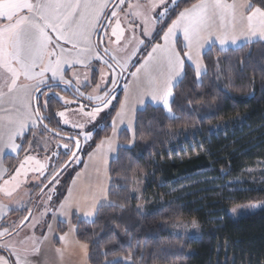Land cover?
<instances>
[{"label": "trees", "instance_id": "obj_1", "mask_svg": "<svg viewBox=\"0 0 264 264\" xmlns=\"http://www.w3.org/2000/svg\"><path fill=\"white\" fill-rule=\"evenodd\" d=\"M198 1L179 0L166 24L144 42L130 72L160 42L179 11ZM204 65L207 73L197 80L187 64L184 80L174 90L177 119L149 105L137 113L129 150L125 149L131 137L121 134L122 146L110 167L109 195L124 207H104L93 223L75 219L78 240L91 247L90 264H125V257L133 264H264V208L239 219L230 213L233 207L264 202V43L226 51L214 46L204 55ZM64 88H53L49 97L53 92L74 96ZM121 94L108 113L109 121ZM64 108L58 98L49 99L41 109L47 117L41 126L47 124L69 140L67 136L75 137L76 132L62 125L58 113ZM190 128L196 129L190 137L173 140L172 133ZM110 129L94 134L85 150L95 147ZM33 133L24 139L30 143ZM26 149L25 145L18 158L7 156L8 172L19 166ZM75 171L63 183L58 201ZM137 177L145 178L143 210L131 194ZM193 220L197 236L174 231V225ZM65 229L61 226L60 232Z\"/></svg>", "mask_w": 264, "mask_h": 264}, {"label": "snow or ice", "instance_id": "obj_2", "mask_svg": "<svg viewBox=\"0 0 264 264\" xmlns=\"http://www.w3.org/2000/svg\"><path fill=\"white\" fill-rule=\"evenodd\" d=\"M165 2L166 0H149L145 8V5L137 0L134 4H128V10L147 25L153 19L151 13ZM124 3L125 0H119L120 5ZM171 3L173 8H176L179 0H171ZM106 9H108V0H0V155L3 154L4 149H10L12 152L24 151L25 145L29 150L35 151L33 145L26 141L24 136L30 129H35L38 123H43L47 119L41 109L47 108L51 98H58L64 105L73 103L72 100L56 92H53L52 97H48V92L61 84L65 86L62 90L72 89L78 98L95 102L88 110H85L84 104H79L78 113L84 120L82 123L72 124L73 128L81 129L80 135L85 143L92 140L94 134L108 127L112 129L111 136L101 139L95 150L88 153L89 160L95 159L97 182L88 185L86 194L79 198H73L72 189H69L68 196L59 205L63 222L70 225L69 231L58 237L60 241L66 243L70 234L77 231L70 219V209L73 207L76 208L77 216L87 223H93L104 207H124L123 204H115L109 199L108 187L110 182L108 155L115 151L118 125L127 121L125 131L131 130L132 138L125 149L129 150L130 145L135 141L133 127L135 112L137 107L140 111H145L146 101L154 107L163 108L170 119L178 118L173 112V104L177 103L174 90L184 80L186 60L194 68L196 78L199 80L202 74L207 73L206 66L202 62V53L206 46L207 51H211L212 46H219L221 51L229 48L239 50L254 42L264 41V0H260L259 4L253 3V0H199L191 7L179 11L176 19L172 20L167 31L163 33V44H154L142 62H139L135 72L130 73L136 83L135 99L131 104L129 103L127 95L129 89L126 84L125 100L120 104L116 116L109 121L110 114L101 117V113L109 107L115 96L111 95L112 89L105 88L102 94L99 91L109 82L103 79L102 69H98L101 73V84L97 85L96 94L85 95L80 90L81 83H84L85 87L90 85L87 73L84 74L83 81L80 80V74L75 72H73L75 82L73 79L65 78V65L69 68L83 65L90 69L93 59L102 61L117 75H121L126 70L130 57L118 59L115 52L107 46L103 47V55L101 54V46L112 43L107 33V28L112 23L111 18L118 16V10H111L105 15ZM168 13L169 9L165 7L157 16L166 17ZM118 29H120V20L117 18L116 27L111 31V36L116 37L117 44L120 43L123 34L122 30L118 32ZM177 32L183 33L182 47L177 46L175 40ZM143 33L149 36L148 27L143 28ZM97 36L100 37L99 41L95 39ZM138 44L143 45L144 40H139ZM137 51H139L138 47L134 48L132 54ZM105 55L110 59L105 60ZM110 61H115V66ZM117 67L120 72L116 71ZM21 77L29 83L21 84ZM111 83L115 84V81ZM58 116L65 117V112H59ZM98 118L99 123H97ZM63 123L68 124V119L65 118ZM88 124H92L93 127L84 131ZM43 127L46 131L55 132V129H49L47 124ZM56 135L59 133L57 132ZM18 139L20 143L16 142ZM70 139L75 151H72L67 143L63 144V148L68 150L75 163H79L80 140L77 137ZM53 155L59 156L57 152ZM49 160L51 157L45 156V162L42 163L35 156L26 154L24 161L12 173L0 168V192L11 197L22 183L18 177L24 174L23 170L27 163L34 161L36 167L33 170L43 175ZM66 166L67 164L64 165ZM58 175L59 172L54 171L49 183H52ZM9 185L13 187L10 189ZM231 186L232 182H229L228 187ZM237 190L243 191V189ZM48 199L51 200L50 195ZM252 207H264V205H252ZM44 214H47V209ZM192 226H197L195 220L192 221ZM19 227L20 225L16 226ZM51 231L49 225L48 232ZM10 234L8 228L0 230V237ZM26 239L32 240L35 245L34 231ZM42 239L46 240L47 235L42 236ZM75 243L81 249H88V244L85 242L75 240ZM0 248L9 253L7 258L0 256V264H33L27 255L22 256L16 251L14 245L2 243ZM28 251L24 249L25 253ZM39 252V247L34 246L31 249L32 254ZM56 252L62 257L61 248H57ZM124 259L129 260L130 257Z\"/></svg>", "mask_w": 264, "mask_h": 264}, {"label": "crops", "instance_id": "obj_3", "mask_svg": "<svg viewBox=\"0 0 264 264\" xmlns=\"http://www.w3.org/2000/svg\"><path fill=\"white\" fill-rule=\"evenodd\" d=\"M126 2H127V0H125L124 5H120L119 0H108V9L105 10V15H108L111 10H118V16L111 18V20H112L111 26L107 28L108 37L112 41V43H110L112 46V51L115 52L118 59H121L119 57V54H118L119 49L127 47L129 42L134 41L135 42L134 44L139 48V51H140L144 44L139 45L138 41L141 39H143L144 42L146 40L151 41L152 38L154 37V35L156 34V31H157V30L153 31L151 29V31L149 32V36H145L143 33V30H141L140 35H138L136 33V31L133 32L134 35H131L129 33V29H127L125 23L122 22V20H121V13L123 12V8L126 5ZM198 2H196V3H198ZM117 18L120 20V29H118V32L121 30L123 32L122 38H121L119 44H117L115 42L116 37L111 36L112 28L116 27V19ZM175 19H176V17H175ZM101 23H103V20H101ZM159 26L160 25H158V27ZM166 31H167V28L164 32H166ZM95 39L97 41H99L100 37L97 36V37H95ZM175 40L177 42V46L182 47L183 46V33L177 32V34L175 36ZM163 42L164 41H163V36H162L160 42H158V43L163 44ZM259 42L264 43V41H259ZM103 47H104V45H102L101 49H100L102 55H103ZM212 47H214V46H212ZM215 47H217L220 50L219 46H215ZM229 49H231V48H229ZM229 49H227V50H229ZM139 51L135 52L134 55L132 54L133 51H131L129 53V55L126 56L127 58L130 57V59H128L126 70H124L122 72L123 73V77H122L123 79L121 81V87L118 85L119 84L118 82H119V79L122 76V74L117 75L116 73L112 72L107 67V65H105L102 61H98L95 59H93L91 61V68L90 69L85 68L83 65H76L75 67H72V68H69V66L65 65V78L74 80L73 72H75V73L80 74V80L83 81L84 74L87 73L89 75V78H90V85L88 87H85L84 83H82L83 85L82 84L80 85V90L82 92H84L85 95L96 94V93H92V91H93L92 88H94L97 85L98 79L101 76V74L98 71H94V68L96 66H104L105 69H108V71L104 75V77H107L111 74L109 76V80H110L109 89L111 87H114L117 85L119 86L116 90H115V88L113 90V92H117V90H119V94H117V96H116V94L113 95V96H115V99H113V103L116 102V99L118 98L120 93H122L120 101H119V106L117 107V110H116V112H118L120 110V104L122 102H124V100H125V95H126L125 85L126 84L128 85V89H129V91L127 93L129 103L131 104L132 101L135 99L136 91H137L136 83L133 80V77L130 75V73L135 72L136 69L134 71L130 72V69H131L130 67L132 66V64L136 60V57H137ZM206 52H207V46L205 48L204 53H202L203 64H204V55L206 54ZM104 59L109 60L110 58H109V56L105 55ZM142 60H141V62H142ZM110 62L113 63V65L115 66V64H116L115 61H110ZM187 64L190 65L189 62L186 60L185 65H184V71L186 69ZM116 71L120 72V69L117 67ZM113 80L115 81V84L111 83V81H113ZM74 82H75V80H74ZM20 83L25 84V83H29V81H27L23 77H21ZM69 90L72 91V93H74V91L72 89H69ZM100 92L102 94L103 91H100ZM48 96H50V95H48ZM63 97H65L68 100H72L73 103L71 105H65V108L63 109V112H65V117H60L61 123H62V125L66 126L67 128H70L74 132H76V135H80L81 129L72 127V124L82 123L84 120V118L81 115H79V113H78V105L84 104L86 106L85 110H88V108H90L91 105L95 102H88L83 98H78L75 93H74V96L69 95V96H63ZM62 104H63V101H62ZM149 105L150 104H148L146 101L145 107H147ZM107 109H105V111L101 113V117H104L106 115V113H108V112H106ZM139 111H140L139 107H137V111L135 112V116L133 119V127L135 130H136V125H135L136 117H137V113ZM116 112L114 114L115 116H116ZM65 118L68 119V121H69L68 124L63 123V120ZM97 123H99V118L97 120ZM92 127H93L92 124H88V125H86L84 131H88ZM126 127H127V121H125L124 124L118 125V133H117V137H116V142L114 144L115 151H113L112 153H109V155H108L107 167H108V175L110 177V182L108 183V187L110 189L109 194H110L111 188H112V184H111L112 179H111V174H110L111 173L110 167H111L113 160H115L117 158L118 153L120 151V148L122 146L121 134L123 132H126L129 134V137L132 138L131 130L125 131ZM41 128H42L41 123H38V125L35 129H30L28 132L25 133V136H26L29 134V132L31 130L34 131L33 136L30 140L31 141L30 143L32 145H33V138L37 134L40 135L43 133V132L40 133ZM111 134H112V129H110V133L108 135L103 136L101 139H103L105 137H109V136H111ZM91 141L92 140L88 141L86 143V146ZM16 142L20 143V140L18 139ZM99 142H100V140H99ZM33 148L35 149V151L29 150L28 148L26 149V151L24 152L25 154L23 155V157L19 161L18 165H20V163L22 161H24V157L26 154H30V155L35 156L36 159L40 160L42 163L45 162L44 157H43V155L45 154L43 152L44 149L42 148L43 149V151H42V149L36 148L35 146H33ZM94 150H95V147H93L88 152L85 151L84 155L81 157L83 159L82 164L80 167L78 165V168L76 169V171L74 172V175L70 179L69 184H68V188H67L66 193L63 196V198L60 201L56 200L54 204L51 203L52 201H49L50 204H48V205L46 204V203H48V201L45 199L46 207L35 209V211L31 215H29V211H27L25 209L29 205V202L32 201V198L35 195H37L38 198L40 199L41 196L45 195L46 190L49 187H51L52 184L55 185L57 180L50 183L49 185L44 184L45 179L49 176L47 173L49 172L50 167H51V164H49L48 162H47V168H46V170H44L43 175H41L40 173L33 170L36 167L34 161L27 163L25 165V169L23 170L24 174L21 177H18V179L20 181H22V183H21L20 187L13 192V195L11 197H8V196H5L2 192H0V217H2V218H0V230H2L3 228H8L10 233H11L10 235H5L4 237H0V244L8 243V244L14 245L16 251L20 252V254L22 256L27 255V258L30 261H32L33 264H45V262H46V264H90V261H89L90 260V250H91L90 245H88L87 250H84V249H81L75 243V240H78V237H77L78 231H76L74 234H70L67 243L59 240L58 237L60 235H63L65 232H68L69 228H70V225L68 223L63 222L64 218L60 214L59 205L68 196V190L69 189H72L73 198H79L82 195L86 194V188L88 185L95 184L97 182V174L95 172V159L89 160V158H88V153L93 152ZM20 152L21 151L12 152L10 149H4L3 154L0 155V168L8 170L7 165H5V159L7 158V156L18 158L20 155ZM79 153H78V157H80ZM72 160L74 161V159H72ZM9 173H12V172H9ZM31 180H35L36 183H33ZM74 181H75V183H73ZM45 185H47V187H45ZM8 187L11 189L13 187V185H9ZM39 192H42V194ZM109 199H110V195H109ZM45 209H47L46 215L44 214ZM26 217H27V219H25ZM70 219H71V224L75 225L76 229H77V225L75 224V219L78 221L79 220L82 221V220L77 216L75 207L70 209ZM17 225H20V227L16 228ZM49 225H51V228H52L51 232H48V226ZM61 226H65V228H66L64 233L60 232ZM13 229H15V230H13ZM33 231H34V236L36 239L35 245L33 244L32 240L26 239V237L33 234ZM44 235H47L46 240L42 239V236H44ZM34 246L40 248L39 254H32L31 253V249ZM57 248L62 249V257L60 254H58L56 252ZM24 249H28L29 250L28 253H25ZM0 256H4L7 258L9 256V253L7 251H5L3 248H0ZM13 259H14V257H13Z\"/></svg>", "mask_w": 264, "mask_h": 264}, {"label": "rangeland", "instance_id": "obj_4", "mask_svg": "<svg viewBox=\"0 0 264 264\" xmlns=\"http://www.w3.org/2000/svg\"><path fill=\"white\" fill-rule=\"evenodd\" d=\"M137 0H127L126 5L123 8V12L121 13V20L122 22L125 23L127 29H129V33L131 35H134L133 32L136 31V33L138 35H140L141 30H143L144 27H148L149 32L151 31V29L153 31H156L158 29V25H160L161 27H163L166 22L168 21L167 19L171 17V15L174 13L176 8H173L171 0H166L165 3L160 4L159 7H157L155 9L154 12L151 13V16L153 17V19L151 20V22L147 25L144 24V22L139 18V17H134L131 12L128 10V4L129 3H136ZM139 3L142 5H145V8H147V5L149 3V0H139ZM167 7L169 9V13L166 17H159L157 16L158 13L162 12V10ZM159 21V22H157ZM109 38V37H108ZM148 41V40H146ZM135 42H129L128 46L125 48H121L118 50V54L119 57L123 60L126 59L129 55V53L131 51L134 50V48H136L137 46L134 44ZM107 46L109 49L112 50V46L110 43L104 45ZM135 62V61H134ZM98 69H102L104 75L107 73L108 69H105L104 66H96L94 68V71H98ZM100 73V71H98ZM110 72V71H109ZM101 74V73H100ZM111 75V74H110ZM109 75V76H110ZM204 75V74H202ZM202 75L200 77V79L202 78ZM109 76L104 77V80L109 81L106 85H103V87L99 90V91H103L105 88L109 89L110 87V80H109ZM123 77V73L122 76L119 79V86L121 87V81ZM82 84V83H81ZM98 84H101V76L98 79ZM83 85V84H82ZM97 85L92 88L93 91L92 93H96L97 92ZM117 85V86H118ZM117 86L111 87L110 89L114 90V88H116ZM119 94V90L117 92H113L111 93V95ZM49 97V96H48ZM115 103H113V100L111 102V104L109 105L108 109L106 112L109 113L110 109H112L114 107ZM106 113V114H108ZM43 132V133H42ZM196 132L195 128H190V129H179L178 131H175L174 133H172L173 135V140L174 141H178L180 138H187L190 137L191 134H194ZM40 133L42 134H37L34 138H33V146H35L36 148L42 149V151L45 153L43 155V157L45 156H50L51 160L47 161L49 164H51L50 170L47 173L49 176L45 179L44 184L49 185V180H51L52 178V173L54 171H58L59 175L56 176L54 181H58V183L56 182L55 185H51V187H49L46 192L45 195L41 196L40 199L38 198L37 195H35L32 198V201L29 202V205L25 208L27 211L31 210V214L35 211V209L37 208H44L46 207V204H50L49 201H52L51 203L54 204L55 201L57 200V197L60 195V193L63 190V183L66 181V179L71 175L70 173L77 167L78 165L82 164V156L85 153V147H86V143L83 141V137L82 135H75L77 136L78 139H80L81 141V151H80V157H79V163H75L72 159H67V155L70 156V153H68V150L63 148V144L67 143L70 145V148L72 151H74V147H72V141L67 140V139H62L59 136L55 135V134H50L45 132L44 129L41 128ZM134 143H132L130 146H133ZM39 145V146H38ZM59 146V147H58ZM41 151V152H42ZM57 152L59 154V156H54L53 153ZM66 153H68L66 155ZM67 164L66 167H64V165ZM33 183H36L35 180H31ZM44 186V185H43ZM144 186H145V178L143 177H137L133 180V184H132V188H131V194H132V198L136 201V206H138L139 209L143 210L145 205H144ZM42 191V190H41ZM42 194V192H39ZM49 195L51 196V200L48 199ZM45 199L48 201V203L45 202ZM46 203V204H45ZM252 205H264V202H253L251 204H245V205H240L237 207H233L230 210V213H232L233 217L235 219H239L241 216L244 215H249L251 213L257 212L262 210L264 207H252ZM174 227V231L177 233H181V234H188L191 237H195L198 235V226L193 227L192 226V222H183V223H179L173 226ZM123 261L125 262V264H133L131 262V259L129 260H125L123 259Z\"/></svg>", "mask_w": 264, "mask_h": 264}, {"label": "water", "instance_id": "obj_5", "mask_svg": "<svg viewBox=\"0 0 264 264\" xmlns=\"http://www.w3.org/2000/svg\"><path fill=\"white\" fill-rule=\"evenodd\" d=\"M121 83V82H120ZM119 86H117L116 88H115V90L118 88ZM42 124V123H41ZM53 133H57V132H53ZM58 136H60V135H58ZM62 136V135H61ZM62 137H64V136H62ZM66 137V136H65ZM72 137V136H71ZM70 136H67V138L69 139V140H71L70 138H71ZM76 137V136H75ZM80 140V139H79ZM80 143H81V141H80ZM74 151H75V148H74ZM70 159H73L72 157L70 158Z\"/></svg>", "mask_w": 264, "mask_h": 264}]
</instances>
